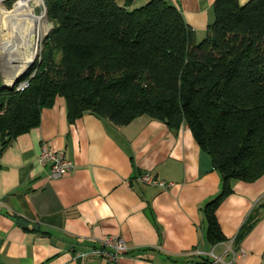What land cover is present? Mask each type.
Segmentation results:
<instances>
[{"label":"crops","instance_id":"1","mask_svg":"<svg viewBox=\"0 0 264 264\" xmlns=\"http://www.w3.org/2000/svg\"><path fill=\"white\" fill-rule=\"evenodd\" d=\"M164 1L199 41L206 36L216 0ZM1 143L0 134V150ZM44 149L64 151L73 170L53 177L50 164L38 160ZM145 173L174 185L145 186L138 181ZM221 188L189 128L172 131L148 116L117 126L93 113L70 123L58 97L39 126L0 151V264H264V175L233 182L216 211L226 239L212 245L203 210ZM111 235L129 249L117 263L94 254Z\"/></svg>","mask_w":264,"mask_h":264},{"label":"trees","instance_id":"2","mask_svg":"<svg viewBox=\"0 0 264 264\" xmlns=\"http://www.w3.org/2000/svg\"><path fill=\"white\" fill-rule=\"evenodd\" d=\"M131 2L45 0L53 27L28 87L0 81V151L58 97L70 123L93 113L117 126L148 116L187 127L221 176L203 210L205 238L218 244L226 237L216 211L233 182L264 175V0H216L200 41L177 7Z\"/></svg>","mask_w":264,"mask_h":264},{"label":"bare ground","instance_id":"3","mask_svg":"<svg viewBox=\"0 0 264 264\" xmlns=\"http://www.w3.org/2000/svg\"><path fill=\"white\" fill-rule=\"evenodd\" d=\"M43 0H19L12 11H0V48H11L12 65L20 70L30 65L38 56L41 37L45 34V12L37 10ZM46 25V26H45ZM9 84L12 80L8 81Z\"/></svg>","mask_w":264,"mask_h":264},{"label":"built area","instance_id":"4","mask_svg":"<svg viewBox=\"0 0 264 264\" xmlns=\"http://www.w3.org/2000/svg\"><path fill=\"white\" fill-rule=\"evenodd\" d=\"M4 1L6 0H0V4ZM131 1L136 2V0ZM28 85V81H23L19 84L17 90L22 91L27 88ZM38 160L41 165L50 164L53 177L67 175L74 168V163L62 150L44 149ZM138 181L145 186H155L162 189H169L174 185L172 182L163 180L152 173L142 174L138 178ZM128 250L126 241L122 236L111 235L101 241L100 247L94 250V254L97 257L103 258L108 263H117L125 254H127Z\"/></svg>","mask_w":264,"mask_h":264},{"label":"rangeland","instance_id":"5","mask_svg":"<svg viewBox=\"0 0 264 264\" xmlns=\"http://www.w3.org/2000/svg\"><path fill=\"white\" fill-rule=\"evenodd\" d=\"M19 0H6L4 1L2 4H0V11L2 8L8 10V11H12L15 8V4L18 2ZM46 4H45V0H43V3L40 7L37 8V10L39 11L40 14H43L45 12L46 14ZM46 18H47V26L45 27V34L43 35V38L41 37L40 40V46H39V53L37 58L33 61L34 64L33 66L41 59V55L42 52L44 50V41L46 36L49 34V32L51 31L53 25L52 23L49 21L48 19V15L46 14ZM1 45V44H0ZM11 48L9 46L4 47L3 49L0 48V81L3 84H8L9 80H12L14 82L15 79H17L19 76H21L22 74H24L25 72H27L28 70H26L30 65H28L27 67L23 68L22 70H20L19 66H15L12 65L9 62H12V58L13 56H11L12 53L15 52H10ZM12 57V58H11ZM32 68V67H31ZM30 70V69H29ZM27 76V75H25ZM25 81L24 78L22 80V82ZM12 84V83H11ZM8 84V85H11ZM14 86V85H13ZM12 86V87H13Z\"/></svg>","mask_w":264,"mask_h":264},{"label":"water","instance_id":"6","mask_svg":"<svg viewBox=\"0 0 264 264\" xmlns=\"http://www.w3.org/2000/svg\"><path fill=\"white\" fill-rule=\"evenodd\" d=\"M46 14H47V8H46ZM35 62V61H34ZM34 62L26 69V70H28L27 72H25L24 74H22L21 76H19L17 79H15L14 80V82H12V84L11 85H8V84H4L5 86H7V87H12L13 85H16V84H18V83H20V82H22V80H23V78L25 79V75H29L30 74V72H31V69L33 68V64H34ZM32 67V68H31ZM30 69V70H29Z\"/></svg>","mask_w":264,"mask_h":264}]
</instances>
